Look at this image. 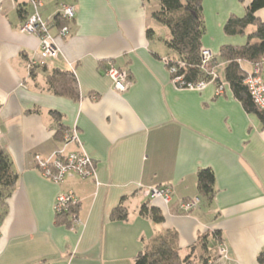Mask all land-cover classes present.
<instances>
[{
  "label": "crops",
  "instance_id": "0c3cea01",
  "mask_svg": "<svg viewBox=\"0 0 264 264\" xmlns=\"http://www.w3.org/2000/svg\"><path fill=\"white\" fill-rule=\"evenodd\" d=\"M40 1L42 18L50 23L64 6L74 7L75 18L69 35L58 40L59 57L33 68V75L28 63L41 59L39 39L19 32L33 6L5 0L0 10V149L19 176L13 194L0 204L6 210L0 264H134L145 245L166 231L178 233L182 256L196 264L203 258L210 264H260L264 124L230 88L219 57L224 45L245 44L246 38L225 35L224 26L233 16L243 17L253 0H204L202 44L214 53L227 83L221 95L214 84L202 91L176 88L164 63L175 56L166 45L170 31L152 16L156 0ZM256 16L264 22V8ZM51 33L57 35L58 27ZM110 63L128 72L132 85L126 92H116L106 76ZM55 70L74 73L79 99L49 90ZM74 129L82 146L66 139ZM81 149L96 164L93 178L57 185L36 165L37 156ZM205 168L216 179L211 206L198 191V173ZM163 186L171 188L172 201L155 202L164 216L156 224L140 211L149 205L144 192ZM70 191L80 202L73 227L58 223L55 212L57 197ZM195 198L199 206L185 214L180 206ZM121 203L128 219L112 220ZM216 231L221 240L212 236ZM205 233L211 234L207 249L192 250ZM221 247L226 260L219 256Z\"/></svg>",
  "mask_w": 264,
  "mask_h": 264
},
{
  "label": "trees",
  "instance_id": "16d2710c",
  "mask_svg": "<svg viewBox=\"0 0 264 264\" xmlns=\"http://www.w3.org/2000/svg\"><path fill=\"white\" fill-rule=\"evenodd\" d=\"M63 1V0H60ZM159 7L153 12L154 20L167 27L170 37L166 45L175 56L173 64L182 63L179 75L185 76V81L197 83L206 79L200 70L201 51L203 50L202 40L206 35V22L204 18V0H156ZM25 5L18 8L20 16L26 14ZM264 8V0H253L243 17L233 16L224 26V33L229 37L246 38L244 45H224L219 52V57L226 63L225 78L230 88L240 96L242 101L252 110L256 111L261 122L264 124V110L258 109L249 98L244 81L247 72L252 66L261 63L264 58V22L260 20L256 13ZM66 23L62 14H58L50 23L51 27H62ZM149 37L154 35L153 30H149ZM251 65L250 69L243 67L242 63ZM35 70H32V75ZM49 90L58 96L69 99H79V87L76 77L71 71L55 70L48 77ZM56 115V114H55ZM19 181L18 174L13 170L9 157L0 149V204L13 194ZM198 191L200 198L211 206L216 194V179L212 169L205 168L198 173ZM186 200L185 202H187ZM80 202L71 205L68 211L57 214L60 224L73 227V216H78ZM141 215L149 217L156 224L164 222L161 210L155 206L144 205L141 208ZM183 214V213H180ZM6 210H0V225L5 218ZM112 220L124 221L128 219V210L121 203L111 215ZM211 234L205 233L198 239L197 246L207 249V241ZM215 239L221 240L220 232H213ZM179 236L175 231H166L155 236L144 247L134 259V264H196L191 260V256L183 257L179 247ZM258 262L264 264V250L258 256ZM201 264H210L208 258H203Z\"/></svg>",
  "mask_w": 264,
  "mask_h": 264
},
{
  "label": "built area",
  "instance_id": "2783aa9c",
  "mask_svg": "<svg viewBox=\"0 0 264 264\" xmlns=\"http://www.w3.org/2000/svg\"><path fill=\"white\" fill-rule=\"evenodd\" d=\"M5 0H0V10L3 8ZM34 9L33 14L19 27V32L22 34H31L39 39V55L40 60L30 59L28 67L33 70L37 66H44L47 61L57 59L60 55V48L58 40L66 38L70 33L69 24L75 18V9L72 6H64L62 16L66 23L58 28V34L51 33L50 22L44 20L41 15V8L43 6L40 0H27ZM172 80L176 88L180 90L202 91L210 84L216 86L218 95L224 93L227 83L220 79L217 72L216 57L214 53L208 49L203 48L200 58V70L205 75L206 79L197 83H190L185 81V76L180 74V66L182 63L173 64L170 58L164 60ZM112 82L116 92L124 93L132 85L129 74L126 70L115 67L109 64L105 72ZM244 86L247 90L249 98L252 103L261 110H264V58L261 63L252 66V69L247 72ZM77 131L74 129L71 134L66 136L67 140H74L81 142L78 138ZM36 165L41 174L51 180L53 183L60 185L68 178L78 177L81 179H88L95 177L96 164L82 149L80 151L72 152L68 155L56 154L55 156L44 159L39 156L36 157ZM148 197V206L153 207L156 201L161 200L165 205L172 201V191L169 186L149 188L145 192ZM200 198H195L184 202L180 208L185 214H189L192 210L197 208L200 204ZM79 203L76 195L70 191L62 193L57 197L55 204V212L61 214L68 211L71 205ZM73 225L79 222L78 216H73ZM219 256L222 259H228V252L225 247L219 249Z\"/></svg>",
  "mask_w": 264,
  "mask_h": 264
},
{
  "label": "rangeland",
  "instance_id": "374dc122",
  "mask_svg": "<svg viewBox=\"0 0 264 264\" xmlns=\"http://www.w3.org/2000/svg\"><path fill=\"white\" fill-rule=\"evenodd\" d=\"M220 73H221V72H220ZM212 249H213V248H212ZM212 249H211L210 252H211V255L214 256V253L216 252V250H215V252H214Z\"/></svg>",
  "mask_w": 264,
  "mask_h": 264
}]
</instances>
